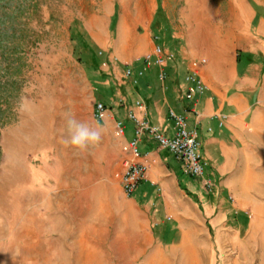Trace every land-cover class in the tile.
I'll use <instances>...</instances> for the list:
<instances>
[{
	"label": "rangeland",
	"instance_id": "rangeland-1",
	"mask_svg": "<svg viewBox=\"0 0 264 264\" xmlns=\"http://www.w3.org/2000/svg\"><path fill=\"white\" fill-rule=\"evenodd\" d=\"M78 1L0 0V264H264V89L256 145L240 172L248 186L239 182L230 198L211 195L229 213L225 224L202 218L199 247L180 234L144 248L143 213L135 208L134 224L117 178L124 165L94 120L99 101L115 112L118 75L97 73L107 56L87 39H69ZM261 4L247 0L249 9ZM116 12L122 18L119 5ZM165 24L159 12L152 31L160 44ZM69 117L101 127L102 142L83 151L66 145ZM122 123L129 137L132 125Z\"/></svg>",
	"mask_w": 264,
	"mask_h": 264
},
{
	"label": "crops",
	"instance_id": "crops-1",
	"mask_svg": "<svg viewBox=\"0 0 264 264\" xmlns=\"http://www.w3.org/2000/svg\"><path fill=\"white\" fill-rule=\"evenodd\" d=\"M225 2L230 6L228 16L223 11ZM75 4L79 12L66 25L69 39H87L107 56L97 73L120 77L119 83H114L120 88L115 92L117 101L113 100L115 112L110 113L105 105L106 112L99 119L96 105L102 102H97L94 109V120L112 139L119 161L132 158L127 147L135 137V125L128 120L127 110L134 108L142 115L143 110L135 108L138 101L143 102L151 125L165 137L172 138L176 133L171 110L185 115L188 127L197 129L205 177L215 186L211 193L200 181L187 176L175 157L149 136L139 144L140 161L148 168L146 180L127 197L122 188L124 173L117 178L125 202L134 208V224L135 208L143 213L148 242L144 248L155 244L160 249L169 236L180 234L183 242L199 247L202 218L217 227L228 219V212L217 211L211 204V195L230 198L236 195L239 182L248 186L246 171L243 175L240 172L247 169L242 162H248L256 145L254 137L258 136L254 121L264 89V6L249 9L247 0H79ZM117 5L123 10L122 18L116 17ZM86 9L91 12L84 13ZM159 12L166 19L161 27L163 44L152 31ZM254 26L256 31L251 33ZM84 47L87 49V44ZM157 47L167 58L164 84L159 68L145 62ZM169 55L173 58L168 59ZM203 60L205 64H201ZM128 69L133 70V78L125 77ZM194 71L199 73L205 90L197 92L194 101H187L186 77ZM140 72H144L143 77L138 76ZM103 84L106 86V82ZM120 99L125 100L124 106L119 104ZM123 120L132 125L129 137L125 133L128 126L125 129L122 125L123 132L118 129Z\"/></svg>",
	"mask_w": 264,
	"mask_h": 264
},
{
	"label": "built area",
	"instance_id": "built-area-1",
	"mask_svg": "<svg viewBox=\"0 0 264 264\" xmlns=\"http://www.w3.org/2000/svg\"><path fill=\"white\" fill-rule=\"evenodd\" d=\"M173 58L172 55L168 56ZM167 58L163 56V50L157 47L154 55L145 57L147 65H155L159 68V79L164 84L167 79L165 72ZM206 61H201L205 64ZM198 65V64H196ZM134 73L132 69H128L125 73L126 78H133ZM139 77L144 76V72L138 74ZM186 83L189 89L184 95L187 101H194L197 92L203 93L205 85L199 76L198 72H191L186 77ZM125 100L120 99L119 104L125 105ZM135 108L143 110L142 115H138L134 108L127 110V118L135 125V137L128 143V154L131 159H125L123 162L125 171L122 176V188L127 197H131L137 190L139 184L147 178V166L140 161L141 153L139 144L144 137L149 136L160 149L169 151L175 159L182 165V168L187 176L192 179L200 181L202 187L208 193L214 190V183L205 177V164L200 154V142L198 140V131L196 128L190 129L188 127L185 115L177 114L175 111H170V117L175 123L176 133L174 137L168 138L161 134L159 128L151 125L145 113L143 102L135 103ZM106 112V106L102 103L96 105L97 118L102 119ZM122 122L118 123V129L123 132Z\"/></svg>",
	"mask_w": 264,
	"mask_h": 264
},
{
	"label": "clouds",
	"instance_id": "clouds-1",
	"mask_svg": "<svg viewBox=\"0 0 264 264\" xmlns=\"http://www.w3.org/2000/svg\"><path fill=\"white\" fill-rule=\"evenodd\" d=\"M66 129L65 144L81 151L90 146H98L102 142L103 129L98 125L93 126L74 117H69L66 122Z\"/></svg>",
	"mask_w": 264,
	"mask_h": 264
}]
</instances>
